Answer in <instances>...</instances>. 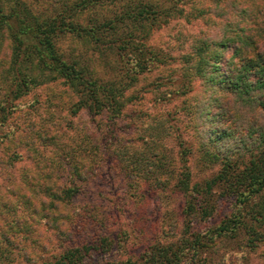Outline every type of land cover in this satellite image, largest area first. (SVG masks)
I'll list each match as a JSON object with an SVG mask.
<instances>
[{
    "label": "trees",
    "instance_id": "obj_1",
    "mask_svg": "<svg viewBox=\"0 0 264 264\" xmlns=\"http://www.w3.org/2000/svg\"><path fill=\"white\" fill-rule=\"evenodd\" d=\"M183 4L186 0H0V48L5 40L8 47L3 55L0 50V264H181L186 250L200 248L201 238L194 234L183 246L151 244L137 259L91 262L93 253L109 251L113 241L103 234L84 239V227L96 224L98 229L100 223L86 209L71 206L80 194L74 179L94 175L100 164L95 155L64 147L44 155V146L57 140L46 118L39 122L23 114L14 125L16 133L8 131L18 100L33 87L55 81L76 96L73 112L105 111L114 121L127 99V79H136L161 60L148 38L180 16ZM197 14L206 20L217 17L204 21L217 25V31L197 35L195 60L189 69L209 88L235 98L233 107L225 102L214 119L207 108L197 110L211 121L201 134L204 141L215 142L216 173L192 181L182 164L173 187L185 196V217L195 211L206 217L216 209L218 198H230L232 218L223 221L218 231L242 228L248 245L264 236L257 227L264 223V0H211ZM185 15L189 20L192 13ZM63 35L90 46L101 59L106 55L109 65H99L97 73L91 65L69 59L58 46ZM225 51L231 55L227 57ZM105 69L115 75H105ZM233 109V120L244 126L237 137L233 130L238 125L230 128L226 119L223 122ZM230 136L235 147L222 146L220 141ZM155 152V159L137 161L141 172L157 169L163 175L161 158ZM96 156L127 165L133 155L104 146ZM21 205L23 214L16 210Z\"/></svg>",
    "mask_w": 264,
    "mask_h": 264
},
{
    "label": "rangeland",
    "instance_id": "obj_2",
    "mask_svg": "<svg viewBox=\"0 0 264 264\" xmlns=\"http://www.w3.org/2000/svg\"><path fill=\"white\" fill-rule=\"evenodd\" d=\"M210 4L211 0H186L180 16L152 32L147 43L155 46L161 60L153 62L149 70L138 74L136 79H127L124 91L127 99L114 121L105 111L94 115L85 109L73 112L76 96L59 81L35 86L17 102L19 108L8 131L16 133L14 125L23 114L39 122L46 118L57 140L55 144L44 146V155L49 156L51 151L58 153L59 147L81 149L82 155L90 152L91 156L95 155L96 163H100L87 180L74 179L80 186V194L71 206L73 210L86 209L90 218L100 223L98 229L96 224H87L84 239L103 234L113 241L109 251L93 253L91 262L100 258L137 259L151 244L170 242L183 246L186 239L198 234L202 245L196 252L186 250L181 264H264V236L246 245L242 228L228 233L218 231L223 221L232 218L234 204L230 198H218L216 209L206 217L198 211L192 217H185V196L173 187L182 164H186L192 181H201L216 173L219 163L212 154L217 149L215 142L204 141L201 133L210 127L209 117L214 119L225 102L233 107L235 98L231 93L225 96L209 88L189 69L195 60L197 35L217 31L214 29L217 25L204 22L218 20L217 17L206 20L207 17L203 19L204 15L197 14L199 7ZM185 13H192L189 20ZM232 17L231 13L229 19ZM58 46L69 59L80 65H91L97 73L102 68L99 65H109L106 55V59H101L90 46L68 35L59 37ZM1 47L2 55L8 52L6 40ZM225 55L228 57L231 53L225 51ZM102 73L115 75L111 69ZM200 107L207 108L208 118L205 113L201 117L197 111ZM234 113V109L227 111L223 122L226 119L225 125L230 128L238 125L233 130L237 137L244 126L233 120ZM220 144L235 147L231 136ZM104 146L133 156L127 165L123 161L121 164L117 160L111 162L110 158L101 161L96 155ZM156 149L163 175L157 169L141 172L137 161L155 159ZM181 150H184L182 156ZM221 158L219 153V160ZM158 178L160 184L156 182ZM16 210L23 214L25 208ZM259 225L264 233V223Z\"/></svg>",
    "mask_w": 264,
    "mask_h": 264
}]
</instances>
